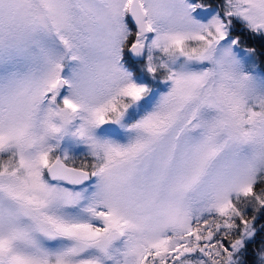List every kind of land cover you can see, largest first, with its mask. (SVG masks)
<instances>
[{
	"label": "snow or ice",
	"instance_id": "1",
	"mask_svg": "<svg viewBox=\"0 0 264 264\" xmlns=\"http://www.w3.org/2000/svg\"><path fill=\"white\" fill-rule=\"evenodd\" d=\"M217 5L0 0V264H264V0Z\"/></svg>",
	"mask_w": 264,
	"mask_h": 264
},
{
	"label": "trees",
	"instance_id": "2",
	"mask_svg": "<svg viewBox=\"0 0 264 264\" xmlns=\"http://www.w3.org/2000/svg\"><path fill=\"white\" fill-rule=\"evenodd\" d=\"M189 2H191V0H188ZM207 4L208 6L206 7L207 9H209L212 12H217L218 14V5H217V0H207ZM237 24L238 30L239 31H245V29L243 27H241L242 22L239 21L238 19L234 21ZM126 26L129 29H133L135 27V25L129 20V18H127V22H126ZM247 44L250 45H255L257 47L260 46H264V40H260V39H248L245 41ZM121 64L129 71H131L133 74H137V71L134 68V63L130 60V57L127 53H123L122 55V59H121ZM262 70H264V65H262ZM258 227L260 229H264V214H260L257 216V221H256ZM261 236H264V232H261L260 234ZM261 243L260 237L258 236L255 244L254 245H250L249 247L251 249H258L259 245ZM249 258H251L254 253L250 252L249 254Z\"/></svg>",
	"mask_w": 264,
	"mask_h": 264
},
{
	"label": "rangeland",
	"instance_id": "3",
	"mask_svg": "<svg viewBox=\"0 0 264 264\" xmlns=\"http://www.w3.org/2000/svg\"><path fill=\"white\" fill-rule=\"evenodd\" d=\"M189 3H191V2H189ZM214 15H217V12H212L209 9H207L206 7L201 8V9H197V10L193 11V13H192L193 19H195L201 23L207 22V20H209ZM127 17L128 16H125L123 18L124 24L127 22ZM122 55H123V53H122ZM130 60L134 63V68L137 71L136 75L133 74L134 79H136L138 82L146 81L148 79V77L143 73V70L141 68V65L144 63V57L143 56H141V57L133 56V57H130ZM125 70H127V69L125 68ZM127 71H129V70H127ZM154 83L156 84V93H155L156 95H158L161 92L167 91V86L164 83H161L160 81H155Z\"/></svg>",
	"mask_w": 264,
	"mask_h": 264
},
{
	"label": "water",
	"instance_id": "4",
	"mask_svg": "<svg viewBox=\"0 0 264 264\" xmlns=\"http://www.w3.org/2000/svg\"><path fill=\"white\" fill-rule=\"evenodd\" d=\"M130 18H131V16H130ZM131 20H132V18H131ZM133 21V20H132ZM129 55H131L130 53H129Z\"/></svg>",
	"mask_w": 264,
	"mask_h": 264
}]
</instances>
